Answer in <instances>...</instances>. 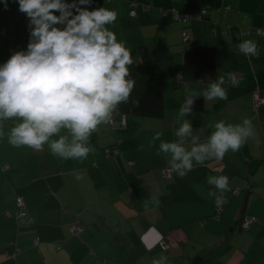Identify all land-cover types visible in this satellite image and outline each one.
I'll use <instances>...</instances> for the list:
<instances>
[{
  "label": "crops",
  "instance_id": "1",
  "mask_svg": "<svg viewBox=\"0 0 264 264\" xmlns=\"http://www.w3.org/2000/svg\"><path fill=\"white\" fill-rule=\"evenodd\" d=\"M131 1L92 0L90 10L116 11L109 27L131 50L132 65L141 64V46L150 50L154 75L163 80V114L115 111L92 133L95 151L81 160L54 156L47 145L42 151L13 147L7 136L14 122H0V264H151L161 255L167 264H190L196 254L205 264H264V104L253 103L255 92L264 93V34L255 33L264 30V0H134L136 16L130 17ZM201 10L199 19H182ZM26 24L17 0H8L6 8L0 0V64L26 50ZM244 40L257 43L258 55L239 51ZM204 49L214 50L226 100H207L201 93L210 82L194 79V67L184 59L185 51ZM229 73L241 80L238 87L228 82ZM193 93V112L184 119L201 142L220 120L239 124L249 118L255 136L221 161L209 159L183 178L172 172L165 179L169 157L157 155L160 141L153 136L176 139L179 109ZM211 175L229 178L221 211L209 195L215 191L207 183ZM20 209L24 218L17 217ZM249 216L256 221L241 229L238 221ZM76 224L83 227L79 234L72 231Z\"/></svg>",
  "mask_w": 264,
  "mask_h": 264
},
{
  "label": "clouds",
  "instance_id": "2",
  "mask_svg": "<svg viewBox=\"0 0 264 264\" xmlns=\"http://www.w3.org/2000/svg\"><path fill=\"white\" fill-rule=\"evenodd\" d=\"M19 11L29 24L26 50L14 52L0 64V122L13 121L7 139L13 147L27 146L42 151L48 146L61 159L81 160L95 149L90 137L106 124L122 103H127L134 89L131 77V50L117 39L110 25L117 13L106 7L91 9L92 0H17ZM8 0H4L5 8ZM56 13H59L57 15ZM245 56L258 55L257 43L244 40L238 45ZM182 79V74H178ZM228 82L238 87L241 80L228 74ZM225 78L211 80L201 93L207 100L227 99ZM189 95L178 112L176 139L165 141L162 133L157 155L169 157L170 172L183 178L209 159L223 160L229 151H238L255 136L251 119L232 124L216 122L206 141L194 134L192 114L194 99ZM137 104L138 101H133ZM64 133V134H62ZM5 135L0 123V137ZM79 174L76 179H80ZM207 183L215 191V206L225 203L229 178L211 175ZM158 203V201H157ZM168 257L153 258L151 264H167Z\"/></svg>",
  "mask_w": 264,
  "mask_h": 264
},
{
  "label": "trees",
  "instance_id": "3",
  "mask_svg": "<svg viewBox=\"0 0 264 264\" xmlns=\"http://www.w3.org/2000/svg\"><path fill=\"white\" fill-rule=\"evenodd\" d=\"M141 64L131 65V77L135 81L134 89L127 103L119 105L116 112L122 115L159 118L163 114V80L154 75L151 67V52L147 47L139 48ZM184 59L194 67L193 77L196 80L210 82L216 79L214 50L185 51ZM133 101H138L134 104ZM243 219V218H242ZM240 219L239 226H240ZM16 255L6 253V258ZM190 264H205L203 256L196 254L190 259Z\"/></svg>",
  "mask_w": 264,
  "mask_h": 264
},
{
  "label": "built area",
  "instance_id": "4",
  "mask_svg": "<svg viewBox=\"0 0 264 264\" xmlns=\"http://www.w3.org/2000/svg\"><path fill=\"white\" fill-rule=\"evenodd\" d=\"M136 5H137V3L134 0H132L130 2V7L132 8L131 11L129 12V16L130 17H135L136 16V12H135ZM144 8H148V6H145ZM203 15H204V10H201L199 12H196V14H194L191 17L190 16H183L182 19H187V20L191 19V18L199 19ZM173 16H174L175 20L181 19V17L176 15V14H174ZM25 27L27 29H29L28 24H26ZM255 33L256 34H264V30H262V31L258 30V31H255ZM0 34L3 35L4 33L1 32ZM182 37H183V41H186L187 37H186L185 33H182ZM177 80L181 81V79H178V78H177ZM253 103H254L255 107H259V106H262L264 104V93L262 91L255 92L254 97H253ZM120 126H121V128H125V123L122 122ZM107 155H109V154L107 153ZM171 175H172V172H170L169 168H164L162 170V176L165 179H169L171 177ZM233 194L237 195V194H239V191L235 190L233 192ZM16 205H17L18 208L22 207L23 203H22V198L21 197H17L16 198ZM218 211H221V207H218ZM6 215L9 216V214H7V213H6ZM17 217L18 218H24L25 217V215L23 214L21 209L17 213ZM26 221H29V219L26 218ZM255 221H256V219L253 216L244 217L241 220V222H240V228L245 230L251 224H253ZM82 230H83V227L80 224H76V225L73 226V230L72 231H73V233L79 234L80 232H82ZM35 245H37V242H35ZM160 247H161V249H163L165 251H167L169 249V245H168V243L165 240L160 242Z\"/></svg>",
  "mask_w": 264,
  "mask_h": 264
}]
</instances>
